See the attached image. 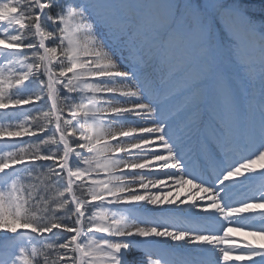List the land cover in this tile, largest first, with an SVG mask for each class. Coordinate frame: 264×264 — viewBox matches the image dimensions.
<instances>
[{
    "label": "snow or ice",
    "instance_id": "1",
    "mask_svg": "<svg viewBox=\"0 0 264 264\" xmlns=\"http://www.w3.org/2000/svg\"><path fill=\"white\" fill-rule=\"evenodd\" d=\"M0 111V264H264L241 0H0Z\"/></svg>",
    "mask_w": 264,
    "mask_h": 264
},
{
    "label": "rangeland",
    "instance_id": "2",
    "mask_svg": "<svg viewBox=\"0 0 264 264\" xmlns=\"http://www.w3.org/2000/svg\"><path fill=\"white\" fill-rule=\"evenodd\" d=\"M258 1H261V0H258ZM242 3L248 5L249 7V12H250V9L253 10V12L256 14V20H258L260 18V16L262 14H264V5L260 3L259 7L258 8H261V9H257L255 6H253L251 4V2H254V0H241ZM27 107V106H26ZM33 115H35V113H33ZM19 119H23V117H20ZM19 119L17 120H13L11 121L12 123H18L19 122ZM0 122H4V123H8L9 121H6L4 120V116H3V112L0 111ZM25 140H28L29 138L26 139V137L24 138ZM0 150H6L4 149L3 145L0 144Z\"/></svg>",
    "mask_w": 264,
    "mask_h": 264
},
{
    "label": "bare ground",
    "instance_id": "3",
    "mask_svg": "<svg viewBox=\"0 0 264 264\" xmlns=\"http://www.w3.org/2000/svg\"><path fill=\"white\" fill-rule=\"evenodd\" d=\"M125 56H127L128 54L127 53H124ZM142 126H145V125H142ZM163 154V153H161ZM247 175V174H246ZM253 175H256V174H253ZM252 175V176H253ZM155 178H159L160 180H162L165 184H168L170 183L169 181V178L168 177H165V176H158V177H155ZM252 179H250L251 181ZM250 181H248L247 183H249ZM173 194L175 195V189H173ZM184 196L182 195L181 196V199H183ZM230 236H239L240 239H249V240H252V239H259L258 237H244L242 234H236V233H230L229 234ZM137 256H140L138 253L136 254ZM135 264H139L138 261L135 262Z\"/></svg>",
    "mask_w": 264,
    "mask_h": 264
},
{
    "label": "trees",
    "instance_id": "4",
    "mask_svg": "<svg viewBox=\"0 0 264 264\" xmlns=\"http://www.w3.org/2000/svg\"><path fill=\"white\" fill-rule=\"evenodd\" d=\"M258 1V0H257ZM261 1H264V0H261Z\"/></svg>",
    "mask_w": 264,
    "mask_h": 264
}]
</instances>
